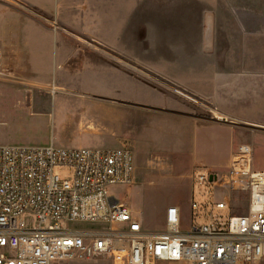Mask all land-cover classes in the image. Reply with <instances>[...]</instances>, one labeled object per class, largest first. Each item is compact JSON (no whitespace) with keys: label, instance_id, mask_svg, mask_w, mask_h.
<instances>
[{"label":"rangeland","instance_id":"1","mask_svg":"<svg viewBox=\"0 0 264 264\" xmlns=\"http://www.w3.org/2000/svg\"><path fill=\"white\" fill-rule=\"evenodd\" d=\"M65 1L69 10L65 8L61 13L51 14L22 0H0L2 12L20 11L54 32L63 33L64 41L59 37V43L66 46L64 56L71 59L62 64L65 69H55L52 65L49 71L39 62L11 61V53L4 51L0 60V144L45 146L54 143L65 147H102L98 144L100 138L88 133L90 124L96 128L91 130H101L102 134L111 133L110 130L114 129V135L118 134L119 138L115 139L111 134L103 137L107 140L106 147L129 145L136 156L137 179L134 184L113 185L111 192L140 209L145 216V225L155 230L165 227L161 207L169 200H177L183 203L182 224L189 226L192 222L189 179L178 171L179 168H174L171 159L156 145L147 142L143 136L136 138L144 124L143 118L137 114L147 111L142 106L125 104L126 112L129 110L131 114L120 115L119 122L115 124L116 118L113 119L101 105L122 106L123 103L100 97H128V91H120V80L126 76L180 94L174 81L145 61V56L155 57L152 59L157 63L159 61L151 46L165 50L170 45L192 43L194 40V37L177 35V15L170 8L166 9L170 7L166 4H173L176 0ZM118 1L120 11L116 15L113 9L118 8ZM191 1L179 0L175 8L193 12L197 5ZM229 3V12L237 13L240 8L252 7L264 13V0H232ZM145 49L150 53L145 54ZM112 66L120 70V80L110 75ZM54 86L64 90L55 91L52 89ZM133 96L136 102L143 103L149 101L150 93L139 87ZM133 111L137 113L134 117ZM123 134L125 138L135 135L136 140L123 142ZM248 136L246 142L254 147L256 165L264 169V129H249ZM202 138V135L198 138L199 144L192 142L189 149L192 160L185 167L197 176L213 169H228L229 151L212 144L204 145ZM195 155L197 163L193 165ZM55 172L64 178H71L73 174L72 169L60 166L55 168ZM228 193L224 187H214L212 195L224 199ZM196 199L203 202L207 196L196 195ZM246 199V195L236 191L231 196V209L215 210V213L222 214L224 220H228L231 214L245 213ZM91 225L77 222L72 226ZM56 264L114 263L105 255H84ZM258 264H264V259Z\"/></svg>","mask_w":264,"mask_h":264},{"label":"built area","instance_id":"2","mask_svg":"<svg viewBox=\"0 0 264 264\" xmlns=\"http://www.w3.org/2000/svg\"><path fill=\"white\" fill-rule=\"evenodd\" d=\"M59 166L72 169L71 178L57 174ZM136 179L129 146L0 144V264H56L84 255H105L114 264L264 259V169L256 165L252 144L240 146L228 169L195 176L187 227L180 206L171 204L165 227L151 229L140 209L110 190ZM214 187L229 193L214 198ZM236 191L246 195V212L224 220L215 210L231 209ZM77 222L93 225L73 227Z\"/></svg>","mask_w":264,"mask_h":264},{"label":"crops","instance_id":"3","mask_svg":"<svg viewBox=\"0 0 264 264\" xmlns=\"http://www.w3.org/2000/svg\"><path fill=\"white\" fill-rule=\"evenodd\" d=\"M22 1L51 14L70 8L65 0ZM193 1L191 3L197 5L193 12L175 8L179 0L166 4L170 6L166 9L170 8L177 15V35L194 37V42L170 45L165 50L151 46L150 49L158 55V63L152 59L155 57L145 56L151 68L175 82L180 94L130 76L121 78V81L120 70L112 66L110 75L120 80V91H128V97L100 96L123 103L122 106L101 105L113 119L116 118L115 124L120 115L130 116L125 104L144 107L147 112H132V117L137 114L143 118V130L137 137L127 135L125 138L123 134L121 140L132 142L143 136L147 142L156 145L171 159L174 168H179L177 170L189 179L191 198L196 175L185 165L192 160L189 149L193 141L199 144L198 138L202 135L204 145L227 149L231 163L234 153L247 143L248 130L264 129V13L252 7L240 8L237 13L229 12L232 0L227 3L220 0ZM1 7L0 4V49L3 52L0 60L5 51L11 53V61L39 62L49 71L52 65L55 69H65L62 64L71 59L64 56L66 46L59 43V37L64 41L63 33L54 32L20 11L2 12ZM119 9L118 1V8H114L113 13L118 15ZM149 53L150 50L145 49V54ZM139 87L150 93L148 102H136L133 95ZM89 128L88 133L98 136V144L102 147L108 145L103 138L108 134L119 138L118 134L114 135V129L102 134L101 130H91L96 129L92 124ZM196 157L193 165L197 163ZM171 204L183 207V203L169 200L161 207L164 217Z\"/></svg>","mask_w":264,"mask_h":264},{"label":"bare ground","instance_id":"4","mask_svg":"<svg viewBox=\"0 0 264 264\" xmlns=\"http://www.w3.org/2000/svg\"><path fill=\"white\" fill-rule=\"evenodd\" d=\"M52 89H53V90H55V91H56V90H60V89L64 90L63 88H61V87H58V86H57V87H56V86H54Z\"/></svg>","mask_w":264,"mask_h":264}]
</instances>
